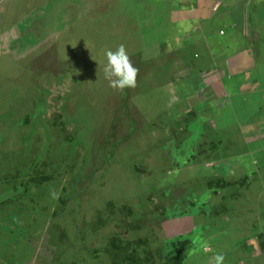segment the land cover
Segmentation results:
<instances>
[{
    "label": "rangeland",
    "instance_id": "374dc122",
    "mask_svg": "<svg viewBox=\"0 0 264 264\" xmlns=\"http://www.w3.org/2000/svg\"><path fill=\"white\" fill-rule=\"evenodd\" d=\"M10 1L0 0V264H208L201 244L237 219L223 206L236 196L232 183L223 201L212 189L224 159H199L180 69L155 49L161 3ZM121 44L138 71L117 90L104 52ZM245 215L259 218L249 230L264 249V212ZM246 253L225 260L264 264Z\"/></svg>",
    "mask_w": 264,
    "mask_h": 264
},
{
    "label": "crops",
    "instance_id": "0c3cea01",
    "mask_svg": "<svg viewBox=\"0 0 264 264\" xmlns=\"http://www.w3.org/2000/svg\"><path fill=\"white\" fill-rule=\"evenodd\" d=\"M157 1L164 12L162 19L156 18L160 30L155 49L174 56L168 65L180 69L173 83L180 87L185 109H193L197 117L191 126H199V159L209 165L213 160L208 159H224L212 189L220 197L222 187L232 183L229 189L236 196L229 204L220 198L225 211H237V219L230 228H218L216 238L206 233L201 246L211 257L237 250L248 252V258L264 255L249 230L253 222L259 225V218L245 215L264 212V0ZM223 179L230 181L221 183ZM262 228L264 238V224ZM224 262L237 263L230 257Z\"/></svg>",
    "mask_w": 264,
    "mask_h": 264
},
{
    "label": "clouds",
    "instance_id": "9594fccd",
    "mask_svg": "<svg viewBox=\"0 0 264 264\" xmlns=\"http://www.w3.org/2000/svg\"><path fill=\"white\" fill-rule=\"evenodd\" d=\"M104 56L103 71L109 87L117 90L134 88L138 70L131 64L124 46L121 44L115 50H106ZM204 250L207 251V247ZM224 260V253L218 252L209 258L208 264H224Z\"/></svg>",
    "mask_w": 264,
    "mask_h": 264
}]
</instances>
